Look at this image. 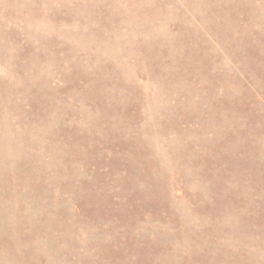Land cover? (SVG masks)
Here are the masks:
<instances>
[{"label":"rangeland","instance_id":"rangeland-1","mask_svg":"<svg viewBox=\"0 0 264 264\" xmlns=\"http://www.w3.org/2000/svg\"><path fill=\"white\" fill-rule=\"evenodd\" d=\"M0 264H264V0H0Z\"/></svg>","mask_w":264,"mask_h":264}]
</instances>
